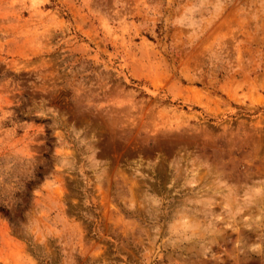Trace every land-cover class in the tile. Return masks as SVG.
<instances>
[{
  "label": "rangeland",
  "instance_id": "374dc122",
  "mask_svg": "<svg viewBox=\"0 0 264 264\" xmlns=\"http://www.w3.org/2000/svg\"><path fill=\"white\" fill-rule=\"evenodd\" d=\"M0 264H264V0H0Z\"/></svg>",
  "mask_w": 264,
  "mask_h": 264
},
{
  "label": "trees",
  "instance_id": "16d2710c",
  "mask_svg": "<svg viewBox=\"0 0 264 264\" xmlns=\"http://www.w3.org/2000/svg\"><path fill=\"white\" fill-rule=\"evenodd\" d=\"M0 212L4 215V216H7L8 214V211L3 209V208H0Z\"/></svg>",
  "mask_w": 264,
  "mask_h": 264
}]
</instances>
